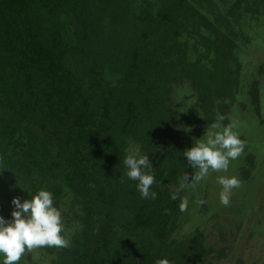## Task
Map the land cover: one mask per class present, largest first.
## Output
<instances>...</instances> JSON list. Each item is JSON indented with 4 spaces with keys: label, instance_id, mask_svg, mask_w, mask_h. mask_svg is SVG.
<instances>
[{
    "label": "trees",
    "instance_id": "obj_1",
    "mask_svg": "<svg viewBox=\"0 0 264 264\" xmlns=\"http://www.w3.org/2000/svg\"><path fill=\"white\" fill-rule=\"evenodd\" d=\"M230 12L211 0H0V187L13 174L25 200L45 189L55 207L71 194L78 227L56 264H203L212 252L200 231L172 239L182 196L171 195L191 165L171 102L187 81L205 120L227 122L240 75L221 29ZM131 143L153 166L155 200L126 176Z\"/></svg>",
    "mask_w": 264,
    "mask_h": 264
},
{
    "label": "rangeland",
    "instance_id": "obj_2",
    "mask_svg": "<svg viewBox=\"0 0 264 264\" xmlns=\"http://www.w3.org/2000/svg\"><path fill=\"white\" fill-rule=\"evenodd\" d=\"M211 1L224 14L235 11L230 18V29L221 28L235 45L240 73L236 98L224 125L232 119L239 121L236 130L240 139L246 141V146L243 155L230 162L226 173L210 172L195 189L180 190V186L174 189L182 198L186 196L189 204L187 211L179 216L172 239L183 243L196 232H202L204 246L212 249L203 264H264V0H260L258 5L245 4L240 0ZM249 1L254 3V0ZM209 19L212 21L211 17ZM202 32L208 34L204 29ZM196 39H191L190 43L197 42ZM198 47L199 51L205 49L201 45ZM193 51H190L192 59L195 56ZM252 93H256V100ZM171 105L177 120L175 141L182 142L189 150L196 140L203 138L211 123L205 120L196 93L187 81L174 85ZM134 146L137 145L131 143L129 150ZM195 171L191 166V171L185 173L189 176L188 183ZM219 176H236L241 181V186L233 189L231 203L227 207L220 203L222 186L217 182ZM3 183L0 187V216L11 220L13 198L18 197L21 202L25 199L15 189L13 174ZM198 197L206 203L198 206ZM71 203L73 200L68 193L57 206L65 225L64 235L70 238L78 227ZM56 249L41 248L26 253L19 264H56ZM2 261L0 256V264ZM157 261L149 259L145 263L156 264Z\"/></svg>",
    "mask_w": 264,
    "mask_h": 264
},
{
    "label": "clouds",
    "instance_id": "obj_3",
    "mask_svg": "<svg viewBox=\"0 0 264 264\" xmlns=\"http://www.w3.org/2000/svg\"><path fill=\"white\" fill-rule=\"evenodd\" d=\"M190 106V105H189ZM226 117L217 113L215 122L207 127L203 138L196 140L193 147L184 152L189 164L196 169L188 183L189 176L184 174L180 190L195 189L210 172H227L230 162L238 159L244 153L246 141L240 139L236 130L239 121L232 119L227 125L223 124ZM124 165L127 168L128 179L137 182V190L143 199L157 198V193L150 191L156 183L151 174L153 168L148 156L142 154L140 147L134 146L126 155ZM147 170V171H145ZM217 182L222 186L219 194L220 203L229 206L233 189L241 186L236 176H219ZM172 200L178 199V192L171 195ZM206 201L197 198L196 204L202 206ZM14 210L12 219L5 220L0 216V256L2 264H19L26 253L35 252L41 248H70L71 239L64 235L65 225L61 211L54 206L53 195L50 191L41 189L31 199L23 202L18 197L12 200ZM189 200L185 196L181 199L179 210L188 209ZM168 210H165V214ZM156 264H170L168 259H160Z\"/></svg>",
    "mask_w": 264,
    "mask_h": 264
}]
</instances>
